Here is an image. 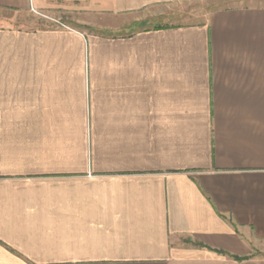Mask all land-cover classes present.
<instances>
[{
	"label": "crops",
	"instance_id": "crops-1",
	"mask_svg": "<svg viewBox=\"0 0 264 264\" xmlns=\"http://www.w3.org/2000/svg\"><path fill=\"white\" fill-rule=\"evenodd\" d=\"M2 11L0 264H264V0Z\"/></svg>",
	"mask_w": 264,
	"mask_h": 264
},
{
	"label": "rangeland",
	"instance_id": "rangeland-1",
	"mask_svg": "<svg viewBox=\"0 0 264 264\" xmlns=\"http://www.w3.org/2000/svg\"><path fill=\"white\" fill-rule=\"evenodd\" d=\"M241 1L242 0H215V4L216 7L218 6L234 7L239 5ZM0 16L3 17V21L1 22L2 23L4 22L6 25L21 24L28 29L54 28L56 26L55 21L59 20V18L50 19L34 13L20 14L16 12H8V11L0 12Z\"/></svg>",
	"mask_w": 264,
	"mask_h": 264
}]
</instances>
